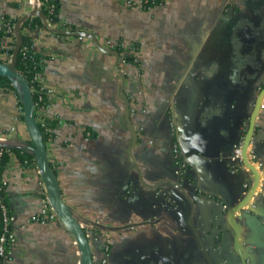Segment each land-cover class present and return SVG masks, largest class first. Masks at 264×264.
I'll return each instance as SVG.
<instances>
[{
  "label": "crops",
  "instance_id": "1",
  "mask_svg": "<svg viewBox=\"0 0 264 264\" xmlns=\"http://www.w3.org/2000/svg\"><path fill=\"white\" fill-rule=\"evenodd\" d=\"M60 2L59 22L24 29L47 56L39 113L57 122L45 145L52 183L20 117L22 84L0 88V146L35 155L24 165L11 152L3 172L16 234L7 264H84L59 215L30 221L55 184L96 263L108 243L107 264H264V96L249 144L259 184L244 204L251 173L232 159L264 88V0ZM35 9L0 0V20L20 18V29ZM175 145L187 176L176 174Z\"/></svg>",
  "mask_w": 264,
  "mask_h": 264
},
{
  "label": "trees",
  "instance_id": "2",
  "mask_svg": "<svg viewBox=\"0 0 264 264\" xmlns=\"http://www.w3.org/2000/svg\"><path fill=\"white\" fill-rule=\"evenodd\" d=\"M162 2L163 0H147L145 9ZM38 9L39 13L22 20L20 29L17 28L20 18H13L7 15H4L1 18L0 64L7 62L11 57L15 56V69L28 81L30 85L34 106V122L41 133L43 143L46 145L49 141L55 139L56 134L53 128L57 126V122L55 120L42 117L39 113L42 108L47 107L49 100L48 93L45 91L40 82V75L43 73L47 56L35 49L33 38L24 33V29H37L44 27L45 20H47L48 23L59 22L61 20V2L60 0H39ZM17 40H20V42L17 43ZM2 55L4 57H2ZM0 88L5 91H14L17 93L14 80L5 74H0ZM18 103L22 111L20 117L24 119L25 104L21 102L20 98L18 99ZM31 144L35 145L34 141H32ZM0 150H3V155L0 159V185L3 180V172L10 159L11 152H14L24 165H26L28 161H32L35 156L31 152L18 148L0 146ZM50 166L54 173H56L57 170L52 163H50ZM183 170L186 173V166ZM184 176H187V174ZM5 189L6 187L1 189V195L3 197V202H5L8 206L5 197ZM9 213H11L10 209ZM3 226V215L0 207V235L3 232ZM84 229L88 233V229L86 227H84ZM12 248L13 246L8 243L6 246V255H9V257L11 256ZM3 259L4 256H0V264H3Z\"/></svg>",
  "mask_w": 264,
  "mask_h": 264
},
{
  "label": "water",
  "instance_id": "3",
  "mask_svg": "<svg viewBox=\"0 0 264 264\" xmlns=\"http://www.w3.org/2000/svg\"><path fill=\"white\" fill-rule=\"evenodd\" d=\"M36 1V9L35 13L38 11V0ZM45 24H47V20H45ZM52 30V29H50ZM56 33H63L64 31L55 29L52 30ZM20 42V40H19ZM117 59L119 60L120 55L116 54ZM0 74H5L7 76H10L12 79H17L23 86V90L25 93L26 100L24 102L25 104V117L32 123V125L35 127L36 130V141L35 147L37 152V157L40 162V166L42 171L44 172L45 178L49 183H52L54 180V171L52 170L46 150H45V144L42 141L41 133L36 126L34 122V106H33V97L30 85L28 81L15 69V56L12 67H9L8 65H4V67H0ZM264 96V88L260 91L258 98L256 100V104L254 107V111L250 117L249 122V128L247 131V134L245 136V146L247 147L251 139L253 137L254 131H255V125H256V117L262 107V101ZM256 176L258 175L257 172ZM259 175L257 176V183H255L253 189L249 193L248 197L244 199V203H246L254 194L255 190L257 189V186L259 184ZM52 194V198L50 200L51 205L53 206L54 210L56 211L57 215L60 216V218L65 222L66 226L70 229V231L76 236L80 243L81 247V255H82V261L84 264H96L94 261V255L89 239L88 233L85 231L84 227L80 225L75 218L71 215V213L68 211L67 206L61 196L60 187L58 184H55V187L53 190L50 191Z\"/></svg>",
  "mask_w": 264,
  "mask_h": 264
},
{
  "label": "built area",
  "instance_id": "4",
  "mask_svg": "<svg viewBox=\"0 0 264 264\" xmlns=\"http://www.w3.org/2000/svg\"><path fill=\"white\" fill-rule=\"evenodd\" d=\"M126 4L129 6H139L143 9H145V5L147 3V0H125ZM38 6H39V0H38ZM18 28V25H17ZM114 44H110V48L112 49ZM115 47V46H114ZM3 155V150H0V159ZM173 155H174V162L176 165V174L178 176H184L185 169L183 168L186 166V163L181 159L180 155V149L177 145L173 148ZM232 159L234 163L243 169H247L251 173V181L244 184V192H243V199H246L253 189L255 183H257V176L256 173H259V168L261 166V163L259 162L258 158L252 151V149L249 147V145L245 146V137L239 141L233 150L232 153ZM7 186V181L3 179L1 181L0 185V207L2 210L3 215V232L0 235V256H4L3 264H7L10 260L9 255H6V246L9 243L11 246H13L16 242V234L13 230V225L15 221V216L12 213H9V207L6 205L5 202H3V197L1 195V189L5 188ZM57 216L56 211L54 210L53 206L51 205L50 201L45 200V202L42 205L41 210L38 213H35L31 215L30 221L37 222L41 224H48L52 222ZM131 230H134L136 228V225H130L129 226ZM89 235V234H88ZM104 257L100 260L98 264H107L108 263V255L110 252V246L108 243H106L103 247ZM6 255V256H5Z\"/></svg>",
  "mask_w": 264,
  "mask_h": 264
},
{
  "label": "rangeland",
  "instance_id": "5",
  "mask_svg": "<svg viewBox=\"0 0 264 264\" xmlns=\"http://www.w3.org/2000/svg\"><path fill=\"white\" fill-rule=\"evenodd\" d=\"M96 264H98V263H96Z\"/></svg>",
  "mask_w": 264,
  "mask_h": 264
}]
</instances>
